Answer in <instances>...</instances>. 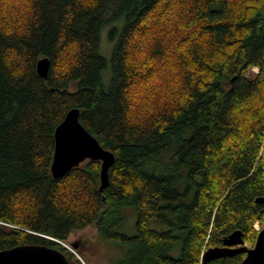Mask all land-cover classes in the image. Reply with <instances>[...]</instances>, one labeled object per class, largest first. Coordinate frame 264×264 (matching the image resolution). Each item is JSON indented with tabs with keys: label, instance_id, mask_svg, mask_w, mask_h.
<instances>
[{
	"label": "trees",
	"instance_id": "obj_1",
	"mask_svg": "<svg viewBox=\"0 0 264 264\" xmlns=\"http://www.w3.org/2000/svg\"><path fill=\"white\" fill-rule=\"evenodd\" d=\"M72 109L115 155L102 191L100 161L52 175ZM260 198L264 0H0V251L43 245L81 264L60 242L95 226L129 247L125 264H203L235 231L255 245ZM127 208L133 236L116 231Z\"/></svg>",
	"mask_w": 264,
	"mask_h": 264
},
{
	"label": "water",
	"instance_id": "obj_2",
	"mask_svg": "<svg viewBox=\"0 0 264 264\" xmlns=\"http://www.w3.org/2000/svg\"><path fill=\"white\" fill-rule=\"evenodd\" d=\"M50 61L41 59L37 72L48 78ZM55 154L51 167L52 175L59 179L73 168L87 160L101 162V191L109 185V171L115 163L113 152L103 148L80 122V110L72 109L55 131ZM264 203V199L257 200ZM62 244V243H61ZM223 246L209 248L203 254V264L212 260L246 254L241 264H264V226L259 231L256 243L252 247L245 244L244 233L240 230L225 236ZM76 249V246H73ZM0 264H74L68 261L60 250L43 245H24L0 251Z\"/></svg>",
	"mask_w": 264,
	"mask_h": 264
},
{
	"label": "rangeland",
	"instance_id": "obj_3",
	"mask_svg": "<svg viewBox=\"0 0 264 264\" xmlns=\"http://www.w3.org/2000/svg\"><path fill=\"white\" fill-rule=\"evenodd\" d=\"M108 28H103L101 31V49L100 53L108 60V69L104 71V85L108 86L111 75V59L113 55L114 44L110 42V34ZM253 73L257 74L258 70L253 69ZM251 76V73L248 74ZM126 221L125 224L116 229L117 232L133 236L137 233V213L133 208H127L125 210ZM261 229L259 224H256ZM255 226L256 230L257 227ZM152 228L158 230H166V227L153 223ZM62 243V242H60ZM75 244L79 245L76 249L73 248ZM65 248L72 251L75 254V258L81 264H125L128 258L129 247L123 244H116L114 242L104 239L98 233V229L95 226L88 227L84 230L74 231L70 236L67 243H62ZM248 247H252L247 244ZM171 255L178 258L181 255V244L171 251ZM74 260V259H72ZM74 264H78L74 260Z\"/></svg>",
	"mask_w": 264,
	"mask_h": 264
},
{
	"label": "flooded vegetation",
	"instance_id": "obj_4",
	"mask_svg": "<svg viewBox=\"0 0 264 264\" xmlns=\"http://www.w3.org/2000/svg\"><path fill=\"white\" fill-rule=\"evenodd\" d=\"M76 247H78L79 245L75 244Z\"/></svg>",
	"mask_w": 264,
	"mask_h": 264
},
{
	"label": "built area",
	"instance_id": "obj_5",
	"mask_svg": "<svg viewBox=\"0 0 264 264\" xmlns=\"http://www.w3.org/2000/svg\"><path fill=\"white\" fill-rule=\"evenodd\" d=\"M257 227V226H256ZM257 229L259 230V227H257Z\"/></svg>",
	"mask_w": 264,
	"mask_h": 264
},
{
	"label": "bare ground",
	"instance_id": "obj_6",
	"mask_svg": "<svg viewBox=\"0 0 264 264\" xmlns=\"http://www.w3.org/2000/svg\"><path fill=\"white\" fill-rule=\"evenodd\" d=\"M111 64H112V63H111ZM112 66H113V65H112ZM112 68H113V67H112ZM112 68H111V69H112Z\"/></svg>",
	"mask_w": 264,
	"mask_h": 264
}]
</instances>
